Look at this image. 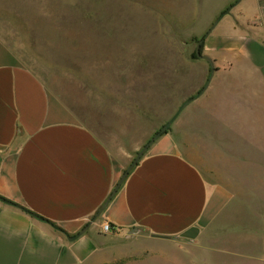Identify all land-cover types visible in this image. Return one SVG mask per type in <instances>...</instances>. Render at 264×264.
<instances>
[{
    "label": "crops",
    "instance_id": "0c3cea01",
    "mask_svg": "<svg viewBox=\"0 0 264 264\" xmlns=\"http://www.w3.org/2000/svg\"><path fill=\"white\" fill-rule=\"evenodd\" d=\"M238 14L203 40L214 65L206 88L104 206L129 152L122 157L0 39V197L10 202L0 200V264H264V199L236 175L264 171V0ZM195 153L217 157L216 184ZM133 239L135 248L120 245Z\"/></svg>",
    "mask_w": 264,
    "mask_h": 264
},
{
    "label": "rangeland",
    "instance_id": "374dc122",
    "mask_svg": "<svg viewBox=\"0 0 264 264\" xmlns=\"http://www.w3.org/2000/svg\"><path fill=\"white\" fill-rule=\"evenodd\" d=\"M235 1L0 0V39L122 157L129 152L123 172L178 106L203 87L209 65L192 56L195 45L228 6L234 7L225 17H239L247 0ZM191 158L211 184L223 175L216 171V156ZM259 168L236 175L246 194L263 200ZM157 243L169 249L168 240Z\"/></svg>",
    "mask_w": 264,
    "mask_h": 264
},
{
    "label": "water",
    "instance_id": "95a60500",
    "mask_svg": "<svg viewBox=\"0 0 264 264\" xmlns=\"http://www.w3.org/2000/svg\"><path fill=\"white\" fill-rule=\"evenodd\" d=\"M240 0H236L234 4H236L237 2H239ZM233 5L228 6L225 10H223L222 12L219 13V15L216 17V19L211 23V25L209 26V28L207 29V31L204 33V35L197 41L196 45H195V55L197 56V58H202L204 59L208 65H209V72L210 75L207 78L205 84L203 85V87L193 96L185 99L176 109V111L174 112V114L150 137V139L142 146V148L136 153L135 157L131 160V162L129 163V165L126 167V169L122 172L121 176L119 177L118 181L116 182V184L114 185V188L112 190V192L110 193V195L108 196V198L106 199V201L104 202V204L102 206H104L108 200L111 198V196L113 195V193L116 191V189L120 186V184L122 183V181L124 180V178L126 177V175L128 174V172L131 170V168L137 163V161L139 160V158L143 155V153L146 151V149L148 148V146L156 139L158 138L162 133H164L170 126V124L172 123V121L175 119V117L180 113V111L194 98H196L197 96H199L203 90L206 88V86L208 85V82L210 80V77L214 71V65L213 62L211 60V58L205 54H202L200 52V46L203 43L204 38L211 32V30L214 28V26L217 24V22L219 21V19L227 14L230 9L232 8ZM0 200L3 201L4 203H10L7 199H4L2 197H0ZM32 214L34 217L38 218V219H42L40 216L34 214V213H30ZM54 228L58 229V227H56L55 225H52ZM66 237L70 240L74 239L77 237V235H66Z\"/></svg>",
    "mask_w": 264,
    "mask_h": 264
},
{
    "label": "built area",
    "instance_id": "2783aa9c",
    "mask_svg": "<svg viewBox=\"0 0 264 264\" xmlns=\"http://www.w3.org/2000/svg\"><path fill=\"white\" fill-rule=\"evenodd\" d=\"M113 230V227L108 222H104L101 224V231L103 233H109Z\"/></svg>",
    "mask_w": 264,
    "mask_h": 264
},
{
    "label": "trees",
    "instance_id": "16d2710c",
    "mask_svg": "<svg viewBox=\"0 0 264 264\" xmlns=\"http://www.w3.org/2000/svg\"><path fill=\"white\" fill-rule=\"evenodd\" d=\"M202 45H203V43H202L201 46H200V52H201V47H202ZM192 56H193L194 58H197V56L195 55V52L192 54Z\"/></svg>",
    "mask_w": 264,
    "mask_h": 264
}]
</instances>
